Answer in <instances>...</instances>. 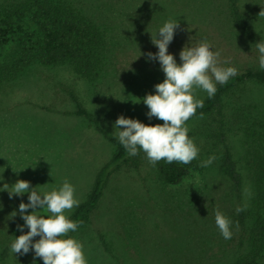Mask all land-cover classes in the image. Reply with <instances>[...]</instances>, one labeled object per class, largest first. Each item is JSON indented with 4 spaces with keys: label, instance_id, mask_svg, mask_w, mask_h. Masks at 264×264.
I'll use <instances>...</instances> for the list:
<instances>
[{
    "label": "rangeland",
    "instance_id": "1",
    "mask_svg": "<svg viewBox=\"0 0 264 264\" xmlns=\"http://www.w3.org/2000/svg\"><path fill=\"white\" fill-rule=\"evenodd\" d=\"M17 1L0 0V9ZM234 1L251 17L260 16L264 9V0ZM73 3L103 30L105 65L92 79L79 76L67 63L28 65L0 84V187L24 179L44 192L58 189L68 180L79 201L86 197L114 146L93 121L74 113L76 103L70 93L110 135L117 131L113 125L120 115L145 124L161 123L148 118L142 98L155 93V85L164 79L159 61L148 59L147 54L158 52L152 35L155 37L166 21L179 23L168 46L177 63L185 46L207 40L212 51L220 53L222 67H235L237 72L260 69L256 45L248 42L233 22L231 0ZM261 23L264 26V20ZM22 27L31 38L36 37L30 20L25 19ZM19 35L11 34L0 45V65L19 56L18 45L23 39ZM206 95L202 90L195 92L199 100ZM263 100L264 83L248 80L223 96L224 143L241 174L239 188L225 171L224 145L211 135L217 131L215 112L187 122L200 160L216 157L211 165L189 170L177 183L169 184L158 178L156 165L142 152L137 167L124 164L113 172L89 223L71 235L82 242L88 264H233L244 250L238 245L233 217L238 204L245 205L252 194L243 168L249 145L239 135L243 120L239 114L247 115L252 103ZM28 195L10 198L7 190L0 191V264L41 261L32 250L24 255L10 252L12 240L22 234L19 204L28 203ZM217 209L232 221L231 239H224L215 224ZM37 211L43 214V210ZM23 230L28 231L27 227Z\"/></svg>",
    "mask_w": 264,
    "mask_h": 264
},
{
    "label": "trees",
    "instance_id": "2",
    "mask_svg": "<svg viewBox=\"0 0 264 264\" xmlns=\"http://www.w3.org/2000/svg\"><path fill=\"white\" fill-rule=\"evenodd\" d=\"M230 14L248 42L256 45L257 42L264 41V26L261 25L264 16H249L239 9L234 0H231ZM25 19L34 23L37 30L35 38H31L23 30L22 22ZM13 33L23 36L18 45L19 56L0 65V84L13 79L22 67L28 65L67 63L76 74L86 79H92L101 66L105 65L104 32L73 0H18L4 6L0 9V45L5 44ZM247 80L264 83V69L246 68L230 77L225 84H217L215 96L210 98L206 95L202 99L203 107L198 108L196 115L190 119L201 117V113L204 118L216 113L217 131L211 135L224 145L225 171L237 188L242 183V177L235 169L227 144L224 143L225 120L222 104L226 92ZM70 97L76 103L74 113L93 121L96 129L114 146L111 158L98 170L86 197L68 214L74 221L82 220V227L89 223L90 214L100 201L109 176L124 164L137 167L142 151L136 156H129L118 139L99 127L87 110L76 102L74 95L70 93ZM249 108L247 115L239 114L243 120L238 129L239 135L249 145L243 168L251 182L252 194L245 205L240 202L237 206L245 210L239 213L236 211L233 217L239 232L238 245L244 248L233 264H264V100L252 103ZM200 163L199 157L187 165L175 162L168 164L162 160L156 164L158 178L164 183H177L189 170L201 169ZM38 264H44L43 260Z\"/></svg>",
    "mask_w": 264,
    "mask_h": 264
},
{
    "label": "clouds",
    "instance_id": "3",
    "mask_svg": "<svg viewBox=\"0 0 264 264\" xmlns=\"http://www.w3.org/2000/svg\"><path fill=\"white\" fill-rule=\"evenodd\" d=\"M259 15L264 16V9ZM178 27L177 21H166L158 29L157 35H152V43L158 52L147 54L148 59L159 61L164 79L155 85V93H149L142 99L148 108V118L155 117L163 123L145 124L139 119L120 115L113 125L117 130L114 136L127 154L136 156L142 151L153 166L162 160L168 164L187 165L198 158L200 150L188 135L187 126V121L196 115L197 109L203 107V101L195 98V92L202 90L208 97H214L216 85L225 84L237 74L235 67L220 65V53L212 51L207 40L185 46L179 53L181 62L177 63L168 46ZM256 49L259 67L264 69V41L257 42ZM200 115L202 117L203 113ZM215 159V156H210L201 161L200 166L207 167ZM4 190L8 191L10 198L29 194L28 203L21 201L19 204L24 224L18 225L22 234L12 240L11 253L24 255L32 250L44 264H88L82 242L69 235L84 222L74 221L67 215L80 203L75 196L74 186L68 180L58 189L38 192L29 181L18 179L12 185L3 184L0 191ZM29 208L32 209L30 213ZM37 210H43V214ZM244 210L242 207L236 209L237 213ZM15 215L14 211L12 216ZM215 224L224 239H231L232 221L219 209L215 211ZM24 227L28 228L27 232H23Z\"/></svg>",
    "mask_w": 264,
    "mask_h": 264
}]
</instances>
